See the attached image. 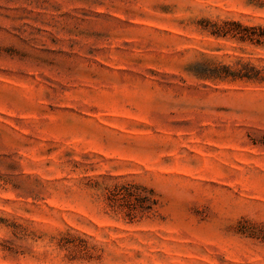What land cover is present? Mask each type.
Masks as SVG:
<instances>
[{
    "label": "rangeland",
    "instance_id": "1",
    "mask_svg": "<svg viewBox=\"0 0 264 264\" xmlns=\"http://www.w3.org/2000/svg\"><path fill=\"white\" fill-rule=\"evenodd\" d=\"M257 27L264 0H0V264H264ZM135 186L151 210L109 202Z\"/></svg>",
    "mask_w": 264,
    "mask_h": 264
},
{
    "label": "trees",
    "instance_id": "2",
    "mask_svg": "<svg viewBox=\"0 0 264 264\" xmlns=\"http://www.w3.org/2000/svg\"><path fill=\"white\" fill-rule=\"evenodd\" d=\"M233 25H235V27L239 28L241 27V25L239 23H233ZM254 28H247V27H243V30H252ZM256 29L258 30H261V34L260 35H256L257 37V41L258 43H261V39H264V29H261L260 27H257ZM217 31H213L212 33L213 34H219V32H223L224 34H226L228 31H223V29H216ZM237 34V33H235ZM239 34V33H238ZM245 37L244 36H241L240 39H244ZM247 38V37H246ZM251 40V39H250ZM225 70L227 72H230L228 68H225ZM219 71V67H216V66H213L211 68H205L204 71H202L203 73H199L201 74V76H203L204 78L206 79H211V78H220V74L217 73ZM226 74H230V75H226V76H231V77H234V78H246L248 80L252 79L253 77H250L249 75H238L240 74L239 73V70H237V73L235 72H230V73H226ZM236 76V77H235ZM144 189L140 188L139 186H135V187H130V188H127L125 190H123V192H120L119 190H112L109 195H108V200L109 202L113 203V201H115L117 198H121V199H126L130 202V199L133 198L136 202V204H138L137 206H139V208H141L142 210H151L154 203H151L150 201V197L147 196V195H143L141 192L143 191ZM145 192V191H143ZM147 203V206L146 207H142V203ZM136 204H129L128 206H126L127 210H128V213H132L133 211L136 210L137 206Z\"/></svg>",
    "mask_w": 264,
    "mask_h": 264
}]
</instances>
